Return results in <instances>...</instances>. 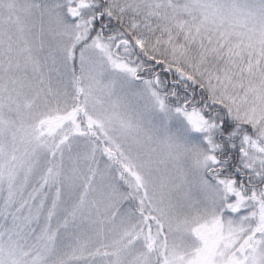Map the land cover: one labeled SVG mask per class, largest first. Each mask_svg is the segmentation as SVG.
<instances>
[{
    "label": "snow or ice",
    "instance_id": "snow-or-ice-1",
    "mask_svg": "<svg viewBox=\"0 0 264 264\" xmlns=\"http://www.w3.org/2000/svg\"><path fill=\"white\" fill-rule=\"evenodd\" d=\"M0 264H264V0H0Z\"/></svg>",
    "mask_w": 264,
    "mask_h": 264
}]
</instances>
